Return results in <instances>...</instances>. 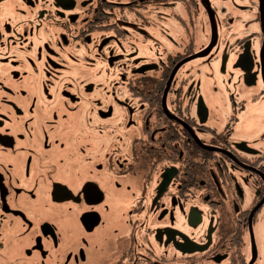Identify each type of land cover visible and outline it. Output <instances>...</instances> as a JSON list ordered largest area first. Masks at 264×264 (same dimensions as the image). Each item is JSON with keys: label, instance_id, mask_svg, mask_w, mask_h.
<instances>
[{"label": "flooded vegetation", "instance_id": "flooded-vegetation-1", "mask_svg": "<svg viewBox=\"0 0 264 264\" xmlns=\"http://www.w3.org/2000/svg\"><path fill=\"white\" fill-rule=\"evenodd\" d=\"M211 2L0 0V264H264L263 18Z\"/></svg>", "mask_w": 264, "mask_h": 264}, {"label": "rangeland", "instance_id": "rangeland-1", "mask_svg": "<svg viewBox=\"0 0 264 264\" xmlns=\"http://www.w3.org/2000/svg\"><path fill=\"white\" fill-rule=\"evenodd\" d=\"M259 0H212V9L211 14H209L208 18L210 21V26L216 29L217 36H219L220 43L224 41L231 43V46L235 43V38L243 28V24L245 21L251 20V14L247 11H242L244 7L251 6L250 4H255ZM241 11V20L244 22L242 24L238 23L237 15ZM225 17L230 19H234L233 29L229 30L226 28V19L224 23ZM252 26V25H251ZM250 26V27H251ZM170 32V31H169ZM172 33V32H170ZM172 38V34H169V40ZM168 40V41H169ZM150 46H141L139 54L147 58L157 57L158 53L156 49L152 48L150 50ZM217 64H214L213 68H206L205 65H199V77L203 80L204 87H212L215 86L224 88L223 79L225 76L220 72H218ZM233 86V85H232ZM246 119V123L245 122ZM242 130L247 133H259L264 128V102H260L259 105H256L254 108L249 109L247 116H245L243 123L241 124Z\"/></svg>", "mask_w": 264, "mask_h": 264}, {"label": "water", "instance_id": "water-1", "mask_svg": "<svg viewBox=\"0 0 264 264\" xmlns=\"http://www.w3.org/2000/svg\"><path fill=\"white\" fill-rule=\"evenodd\" d=\"M259 5H260V11H261V16H262V27L264 31V0H259ZM264 48V47H263ZM261 59H262V80L264 81V49L261 53Z\"/></svg>", "mask_w": 264, "mask_h": 264}]
</instances>
